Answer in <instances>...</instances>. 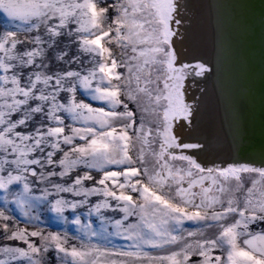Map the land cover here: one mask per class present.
<instances>
[{
  "label": "snow or ice",
  "instance_id": "snow-or-ice-1",
  "mask_svg": "<svg viewBox=\"0 0 264 264\" xmlns=\"http://www.w3.org/2000/svg\"><path fill=\"white\" fill-rule=\"evenodd\" d=\"M186 15L0 0V264H264V146L207 161L183 136L214 71L181 58Z\"/></svg>",
  "mask_w": 264,
  "mask_h": 264
},
{
  "label": "bare ground",
  "instance_id": "bare-ground-1",
  "mask_svg": "<svg viewBox=\"0 0 264 264\" xmlns=\"http://www.w3.org/2000/svg\"><path fill=\"white\" fill-rule=\"evenodd\" d=\"M182 2L190 26L177 50L214 68L189 82L200 104L183 136L206 145L201 159L247 162L264 146V0Z\"/></svg>",
  "mask_w": 264,
  "mask_h": 264
},
{
  "label": "rangeland",
  "instance_id": "rangeland-1",
  "mask_svg": "<svg viewBox=\"0 0 264 264\" xmlns=\"http://www.w3.org/2000/svg\"><path fill=\"white\" fill-rule=\"evenodd\" d=\"M44 219L46 220V224L48 226V228L50 230H57V225L55 224V222L51 219V217H44ZM74 234V229L70 228L69 229V235L72 236ZM118 243H120V241H117ZM49 256L51 257L52 256V253L50 252L49 253ZM53 264H55V261L53 260Z\"/></svg>",
  "mask_w": 264,
  "mask_h": 264
}]
</instances>
